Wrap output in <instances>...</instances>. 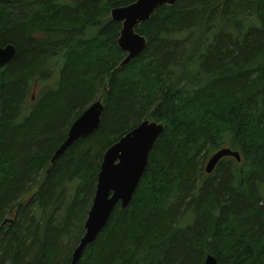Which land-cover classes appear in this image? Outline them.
Segmentation results:
<instances>
[{
  "label": "trees",
  "instance_id": "obj_1",
  "mask_svg": "<svg viewBox=\"0 0 264 264\" xmlns=\"http://www.w3.org/2000/svg\"><path fill=\"white\" fill-rule=\"evenodd\" d=\"M135 1L0 0V46L16 47L0 68V264H70L104 153L144 120L165 131L78 264H264V0L159 6L121 66V23L107 17ZM98 99L99 128L51 163ZM222 147L241 161L206 174Z\"/></svg>",
  "mask_w": 264,
  "mask_h": 264
},
{
  "label": "water",
  "instance_id": "obj_2",
  "mask_svg": "<svg viewBox=\"0 0 264 264\" xmlns=\"http://www.w3.org/2000/svg\"><path fill=\"white\" fill-rule=\"evenodd\" d=\"M177 0H136L135 2L111 10V19L121 23L117 40L126 65L141 54L146 47V38L135 28L150 19L159 6L173 5ZM16 54L13 44L0 46V68L4 67ZM104 105L101 99L91 103L71 124L66 139L54 152L51 163L69 149L75 141L94 133L100 126ZM163 123L144 120L116 143L103 155L97 174L96 188L91 207L84 224V233L72 253L70 264H78L85 248L92 244L106 227L114 209L128 207L145 173L150 152L158 138L164 133ZM226 157L241 161L240 153L229 147L216 150L204 166L206 174H211L219 162ZM10 220H5L6 223ZM203 264H220L217 258L207 254Z\"/></svg>",
  "mask_w": 264,
  "mask_h": 264
},
{
  "label": "rangeland",
  "instance_id": "obj_3",
  "mask_svg": "<svg viewBox=\"0 0 264 264\" xmlns=\"http://www.w3.org/2000/svg\"><path fill=\"white\" fill-rule=\"evenodd\" d=\"M61 2H74L76 0H60ZM111 12V11H110ZM111 13H109L108 17L107 18H111ZM61 62L59 60H55V62H53V66L51 67V69L49 70V72L46 74V77H47V82L45 83L46 86H54V84L56 83V80H57V75H58V72H59V69H60V64ZM45 77V78H46ZM41 90V87H38V89L36 88L35 91L33 92V94L35 95L39 93V91ZM206 163V162H205ZM34 193V192H33ZM28 197V196H27ZM26 202V201H25ZM24 202V203H25ZM14 218V217H13ZM9 222H3L2 225L3 226H7Z\"/></svg>",
  "mask_w": 264,
  "mask_h": 264
}]
</instances>
